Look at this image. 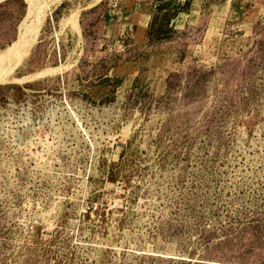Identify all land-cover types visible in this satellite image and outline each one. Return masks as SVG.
<instances>
[{
    "label": "rangeland",
    "instance_id": "374dc122",
    "mask_svg": "<svg viewBox=\"0 0 264 264\" xmlns=\"http://www.w3.org/2000/svg\"><path fill=\"white\" fill-rule=\"evenodd\" d=\"M0 264H264V0H0Z\"/></svg>",
    "mask_w": 264,
    "mask_h": 264
},
{
    "label": "built area",
    "instance_id": "2783aa9c",
    "mask_svg": "<svg viewBox=\"0 0 264 264\" xmlns=\"http://www.w3.org/2000/svg\"><path fill=\"white\" fill-rule=\"evenodd\" d=\"M34 152L36 153L37 152V145H36V147H35V149H34ZM33 156H35V155H33ZM39 161V160H38ZM34 164L33 165H30V164H28V163H26L27 165H29V166H31L33 169H35V166H36V160H35V158H34Z\"/></svg>",
    "mask_w": 264,
    "mask_h": 264
}]
</instances>
